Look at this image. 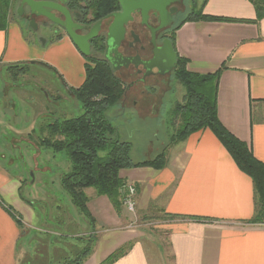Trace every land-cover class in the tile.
I'll return each mask as SVG.
<instances>
[{
    "label": "crops",
    "instance_id": "crops-1",
    "mask_svg": "<svg viewBox=\"0 0 264 264\" xmlns=\"http://www.w3.org/2000/svg\"><path fill=\"white\" fill-rule=\"evenodd\" d=\"M203 13L245 20L256 16L249 0H206ZM24 29L22 22L9 16L6 27L0 30V67L43 62L69 87L77 88L83 83L85 59L68 36L38 44L36 35ZM174 43L178 56L187 59L188 71L206 75L219 70L217 117L264 163V17L257 22L187 21L175 32ZM13 108L4 114L0 108V264H18L19 257L28 250L27 240L33 230L54 223L47 220L49 208L45 202L42 201L45 209L37 208L23 195L25 188L36 182L38 174L53 171L52 167L57 169L60 184V176L69 170V164L63 168L50 165L58 155L37 144L34 109L29 114L26 109L17 112ZM38 114L39 118L46 115L43 110ZM21 145L31 151L22 156L21 166H17L13 156L20 152L17 148ZM171 152L160 169H121L119 176L125 184L135 186L138 215L186 217L161 220L168 231L173 264H264V224L244 223L254 214L251 178L237 167L209 129L188 134ZM84 193L96 235L90 254L81 264H101L125 245H129L126 252L112 264H151L145 233L131 218L136 213L127 212L123 205L117 212L109 199L92 187L85 188ZM56 194L64 197L63 209L67 213L63 214V229L78 226L88 231L89 224L70 203L61 185ZM55 199L52 209L57 216L61 204Z\"/></svg>",
    "mask_w": 264,
    "mask_h": 264
},
{
    "label": "trees",
    "instance_id": "trees-1",
    "mask_svg": "<svg viewBox=\"0 0 264 264\" xmlns=\"http://www.w3.org/2000/svg\"><path fill=\"white\" fill-rule=\"evenodd\" d=\"M255 9V19H231L203 13L206 0L201 2L197 11L189 13L175 28L177 30L187 21H241L257 22L264 17V0H249ZM10 16V0H0V30L6 27ZM187 59L178 57L175 78L185 87L186 93L182 103H178L175 112L180 115L181 123L172 141H181L188 134L209 129L229 153L237 167L249 176L253 183L254 214L245 224H264V163L256 159L250 147L235 137L219 121L216 111V80L219 70L213 74L200 75L186 69ZM30 65H39L55 71L43 62H18L8 64L6 69L12 76L28 72ZM209 83H214L213 93L207 96L202 91ZM70 95L82 106L83 113L76 117L64 119H48L41 122L37 144L50 149L53 153L64 152L68 158L69 170L60 176V185L69 198L70 203L93 229L94 218L87 209L88 198L85 188L92 187L97 194L106 196L117 212L122 207L121 188L125 181L119 176L123 168L150 166L156 169L164 167L166 159L163 153L151 160L134 162L129 157V142L117 139V130L105 116V111L117 104L123 95V84L112 74L102 62L85 63V79L77 87H69ZM49 98V94L47 95ZM54 102V101H53ZM47 118V119H46ZM51 120V121H50ZM107 150L105 156L100 151ZM56 223L63 222L66 209L57 207ZM10 214L21 226L20 220L9 209ZM61 211V212H60ZM186 218L171 214H163L161 220ZM189 219L202 220L190 217ZM92 243L89 242L77 249L74 257L64 264H81L90 254ZM129 245L122 246L112 252L101 264H112L121 257ZM64 259V258H63ZM66 259V258H65ZM60 264V263H59Z\"/></svg>",
    "mask_w": 264,
    "mask_h": 264
},
{
    "label": "rangeland",
    "instance_id": "rangeland-1",
    "mask_svg": "<svg viewBox=\"0 0 264 264\" xmlns=\"http://www.w3.org/2000/svg\"><path fill=\"white\" fill-rule=\"evenodd\" d=\"M202 1L183 0L179 5L180 14L174 25L187 17L189 13L197 11ZM15 5L17 4L15 3L12 9ZM24 31L27 34L31 33L27 28ZM35 35L38 44H43L47 39L41 34L35 33ZM171 77L163 80L156 94L139 96L131 91L125 97L122 95L117 104L105 111V116L117 130V139L129 142V157L134 162L151 160L161 153L167 157L174 147L179 145V141H172L181 123L180 115L175 112V107L178 103H182L186 90L176 78ZM213 86L214 83L207 84L202 92L207 96L212 95ZM13 106L17 112L26 109L29 114H32L31 111L34 109L37 131L40 130L41 122L45 120L38 117L41 110L48 115V119L52 120L76 117L83 113L81 104L64 90V84L59 75L39 65H30L27 73L15 77L6 68L0 67L1 113H9ZM23 117L24 115L21 119ZM22 122L25 120L23 119ZM17 149L20 152L17 150L13 157L17 161V166H21L19 161L22 156L28 155L31 150L24 145ZM108 149L109 147L105 151H100L99 156H105ZM56 154L58 155L56 162L51 159L50 165L58 164L63 168L64 165L69 164L64 152ZM8 165L12 167V164L8 163ZM51 169L53 171L38 174L36 182L25 188L23 195L33 200L40 210L45 209L42 203L44 201L49 208L47 220L54 223L53 225L45 223L33 230V235L28 236V250L19 257L18 264H64L74 257L77 249L95 239L96 234L90 226L86 229L88 231H84L78 226L64 230L61 223L60 227L55 225L57 211L52 209L55 204L52 201L56 198L54 201L60 202L62 208L65 202L64 197L56 194L60 188L57 181V169L55 167ZM40 196L43 200L38 198ZM161 217L162 214L159 213L145 216L136 213L131 218L145 233L144 244L151 264H173L168 245V231L161 223Z\"/></svg>",
    "mask_w": 264,
    "mask_h": 264
},
{
    "label": "flooded vegetation",
    "instance_id": "flooded-vegetation-1",
    "mask_svg": "<svg viewBox=\"0 0 264 264\" xmlns=\"http://www.w3.org/2000/svg\"><path fill=\"white\" fill-rule=\"evenodd\" d=\"M53 1L66 11L71 29L77 35H87L91 29L96 35L89 39V55L83 58L85 63H104L112 74L123 84V96L135 92L139 96L156 94L161 83L166 78H175L178 67V53L175 49V22L180 14L179 5L183 0L170 3L167 12L171 14V21L165 23L166 18L154 10H149L145 17L141 11L131 13V19L124 25V33L116 45L107 39L108 30L115 15L122 12L118 0H43ZM18 2V3H17ZM15 7L12 6L14 4ZM21 0H10V15L23 23L31 33L41 34L47 39H58L66 35L65 28L45 16L30 15L26 5L22 13L18 10ZM175 7L171 13L170 8ZM55 18L65 22V14L53 11ZM35 20L36 30L30 25ZM67 36V35H66ZM176 54V61L171 57L167 43ZM166 55L167 60L158 62L157 56ZM63 83V82H62ZM64 84V90L70 95L69 86ZM72 96V95H71Z\"/></svg>",
    "mask_w": 264,
    "mask_h": 264
},
{
    "label": "water",
    "instance_id": "water-1",
    "mask_svg": "<svg viewBox=\"0 0 264 264\" xmlns=\"http://www.w3.org/2000/svg\"><path fill=\"white\" fill-rule=\"evenodd\" d=\"M61 2H65L66 0H59ZM122 12L115 15L114 21L109 27L108 30V36L107 39L112 41V45H116L118 43V40L122 38L124 33V25L127 23L129 19H131V13H133L135 10L141 11V14L143 17H145L146 13L149 10H154L156 12H159L162 16L166 18V22L168 23L171 21V14L167 12V6L170 3H174L178 0H118ZM23 5H26V7L29 10L30 15L35 16H45L48 19L60 24L65 28L66 35L69 37L73 45L77 48L79 53L86 57L89 55V39L93 38L96 35L95 30L91 29L90 32L87 35H77L75 32L71 29V24L69 21L68 14L66 13L63 8L58 5L57 3H54L53 1H43V0H21L18 14L20 15L22 13ZM53 11H61L65 14L66 21L62 22L55 18ZM171 13L175 11V7L170 8ZM30 25L33 28V30H36V23L34 19H31ZM44 43V42H43ZM167 48L169 49V53L171 54V57L176 61V54L173 51V49L169 46V42L167 43ZM158 62L166 61L167 56L166 55H159L157 56ZM35 61H31V63H34Z\"/></svg>",
    "mask_w": 264,
    "mask_h": 264
},
{
    "label": "built area",
    "instance_id": "built-area-1",
    "mask_svg": "<svg viewBox=\"0 0 264 264\" xmlns=\"http://www.w3.org/2000/svg\"><path fill=\"white\" fill-rule=\"evenodd\" d=\"M122 205L131 214L136 212V189L132 183H126L121 188Z\"/></svg>",
    "mask_w": 264,
    "mask_h": 264
}]
</instances>
